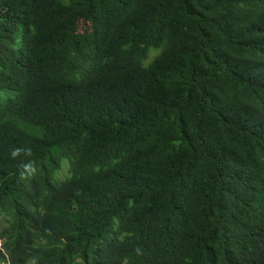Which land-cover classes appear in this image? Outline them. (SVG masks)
<instances>
[{"label":"trees","instance_id":"trees-1","mask_svg":"<svg viewBox=\"0 0 264 264\" xmlns=\"http://www.w3.org/2000/svg\"><path fill=\"white\" fill-rule=\"evenodd\" d=\"M0 264H264V0H0Z\"/></svg>","mask_w":264,"mask_h":264},{"label":"rangeland","instance_id":"rangeland-1","mask_svg":"<svg viewBox=\"0 0 264 264\" xmlns=\"http://www.w3.org/2000/svg\"><path fill=\"white\" fill-rule=\"evenodd\" d=\"M88 28L89 26L87 24H81L78 30L79 34H88V30H89ZM66 170H67V167L63 166L61 168V174H65Z\"/></svg>","mask_w":264,"mask_h":264}]
</instances>
